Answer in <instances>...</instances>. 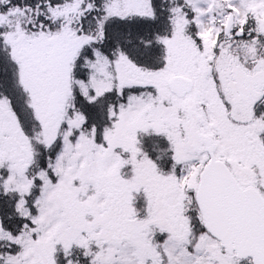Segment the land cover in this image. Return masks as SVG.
<instances>
[{"label":"snow or ice","instance_id":"6c2138e0","mask_svg":"<svg viewBox=\"0 0 264 264\" xmlns=\"http://www.w3.org/2000/svg\"><path fill=\"white\" fill-rule=\"evenodd\" d=\"M0 264H264V0H0Z\"/></svg>","mask_w":264,"mask_h":264}]
</instances>
